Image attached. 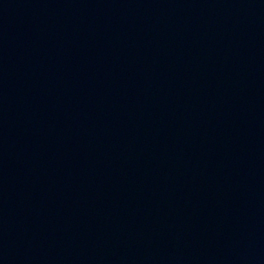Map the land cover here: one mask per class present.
<instances>
[{
    "label": "water",
    "instance_id": "water-1",
    "mask_svg": "<svg viewBox=\"0 0 264 264\" xmlns=\"http://www.w3.org/2000/svg\"><path fill=\"white\" fill-rule=\"evenodd\" d=\"M261 12L264 0H0V90L139 63Z\"/></svg>",
    "mask_w": 264,
    "mask_h": 264
}]
</instances>
